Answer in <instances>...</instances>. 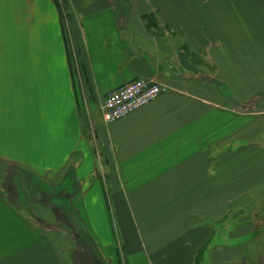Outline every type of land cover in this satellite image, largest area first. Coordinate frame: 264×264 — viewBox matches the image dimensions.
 I'll list each match as a JSON object with an SVG mask.
<instances>
[{
  "label": "crops",
  "instance_id": "1",
  "mask_svg": "<svg viewBox=\"0 0 264 264\" xmlns=\"http://www.w3.org/2000/svg\"><path fill=\"white\" fill-rule=\"evenodd\" d=\"M95 257L264 264V0H0V264Z\"/></svg>",
  "mask_w": 264,
  "mask_h": 264
},
{
  "label": "built area",
  "instance_id": "2",
  "mask_svg": "<svg viewBox=\"0 0 264 264\" xmlns=\"http://www.w3.org/2000/svg\"><path fill=\"white\" fill-rule=\"evenodd\" d=\"M164 87L157 81L137 78L110 92L102 104V118L113 122L158 97Z\"/></svg>",
  "mask_w": 264,
  "mask_h": 264
},
{
  "label": "rangeland",
  "instance_id": "3",
  "mask_svg": "<svg viewBox=\"0 0 264 264\" xmlns=\"http://www.w3.org/2000/svg\"><path fill=\"white\" fill-rule=\"evenodd\" d=\"M4 175H5V174H4ZM11 178H12V175L7 174L6 176H4V180H3V181H4L5 183H7V181L10 180ZM10 181H11V180H10ZM10 181H9V182H10ZM25 210H26V208H25ZM26 211H27V210H26ZM61 223H62V222H61ZM83 258H85V257L83 256Z\"/></svg>",
  "mask_w": 264,
  "mask_h": 264
},
{
  "label": "trees",
  "instance_id": "4",
  "mask_svg": "<svg viewBox=\"0 0 264 264\" xmlns=\"http://www.w3.org/2000/svg\"><path fill=\"white\" fill-rule=\"evenodd\" d=\"M87 241V240H86ZM89 243V242H88ZM87 246H88V244H87ZM95 263L96 264H105V262L104 261H102V260H98L96 257H95Z\"/></svg>",
  "mask_w": 264,
  "mask_h": 264
}]
</instances>
